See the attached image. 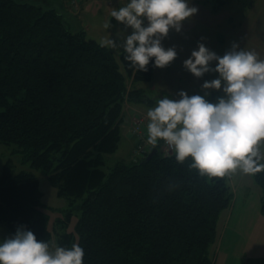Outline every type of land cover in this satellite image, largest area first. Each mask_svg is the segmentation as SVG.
<instances>
[{"label": "trees", "instance_id": "16d2710c", "mask_svg": "<svg viewBox=\"0 0 264 264\" xmlns=\"http://www.w3.org/2000/svg\"><path fill=\"white\" fill-rule=\"evenodd\" d=\"M213 1L214 9L225 3ZM124 55L72 28L55 7L0 0V144L29 163L16 172L10 158L2 164L0 225L50 242L33 172L40 168L80 211L84 264H213L216 220L233 195L229 181L207 182L188 161L164 155L162 141L142 163L132 155L134 136L128 159L104 169L123 138L128 108L155 100L137 86L151 79L154 58L140 71ZM254 177L264 214V171ZM73 244L72 233L58 234V246Z\"/></svg>", "mask_w": 264, "mask_h": 264}, {"label": "clouds", "instance_id": "9594fccd", "mask_svg": "<svg viewBox=\"0 0 264 264\" xmlns=\"http://www.w3.org/2000/svg\"><path fill=\"white\" fill-rule=\"evenodd\" d=\"M197 11L188 0H129L110 15L132 33L122 45L104 38L100 46L122 47L124 59L135 70L147 71L153 58L155 67L164 68L177 52L175 47L165 49L162 40L172 29L179 32L182 22ZM183 65L196 78L209 72L218 73V78L203 83L204 96L180 91L177 100L158 99L147 111V143L155 147L164 141L178 163L188 161V169L209 183L264 171V59L235 43L223 56L198 43ZM208 90H222L224 95L210 101ZM84 256L78 244L55 246L22 228L0 242V264H84Z\"/></svg>", "mask_w": 264, "mask_h": 264}, {"label": "rangeland", "instance_id": "374dc122", "mask_svg": "<svg viewBox=\"0 0 264 264\" xmlns=\"http://www.w3.org/2000/svg\"><path fill=\"white\" fill-rule=\"evenodd\" d=\"M22 1L55 7L66 15L71 11L78 14L83 0L76 10L71 9L69 0ZM224 2L223 6L214 9L213 0H188L189 6L198 9L197 13L182 22L179 32L170 30L168 36L161 42L165 49L175 47L177 57L164 68L154 66L151 79L137 83L138 87L143 88L155 100L133 105L122 128L130 132L129 123L133 117L131 113L135 110V112L141 110L147 113L150 108L156 106L158 99L167 97L177 100L180 98L178 96L180 91L186 92L189 96L205 95L202 89L203 83L218 78V73L209 72L201 78H196L183 65V62L191 56V52L198 50L199 41L219 56H223L235 43L239 49L254 51L260 59H264V0H224ZM78 19H81L82 26L87 22L82 16H78ZM95 19L101 21L102 17ZM108 21L93 25L86 32L87 36L95 38L98 42L104 38H111L117 45H122L125 37L132 33V29L116 20L106 29L104 25ZM146 25L147 20H145ZM115 50H123V48L119 47ZM216 63V61L211 62V67L214 68ZM208 92V95L213 92L219 97L224 95L222 90H208ZM124 134L127 135L123 133L116 153L106 155L107 162L104 166L106 171L117 159H128L131 144L124 138ZM13 150V145L0 144V172L2 164L8 158L11 159L13 172L29 168V163L23 161L21 153ZM33 172L38 180L42 208L47 214V224L52 231L49 243L58 246V234L70 232L74 236V244H77L76 223L79 209L75 204L69 205L68 200L58 194L57 188L42 169L35 168ZM228 181L233 195L230 204L219 212L216 220V237L210 248L213 264H264V214L261 208L263 190L251 175L237 173ZM67 213L70 214L67 216ZM13 235L6 227L0 225V242Z\"/></svg>", "mask_w": 264, "mask_h": 264}, {"label": "crops", "instance_id": "0c3cea01", "mask_svg": "<svg viewBox=\"0 0 264 264\" xmlns=\"http://www.w3.org/2000/svg\"><path fill=\"white\" fill-rule=\"evenodd\" d=\"M127 3H128L127 0H83L80 3V7L78 9L80 10V12L78 14H74V12L71 11L70 13L71 15L69 14V12L66 15L68 17V22L72 28L76 30H85V32H87L89 31V29L92 28L93 25L104 24L105 21H108L109 18L110 20L108 22L112 24V22H114L115 19L111 17L110 15L111 11L113 9H119L122 6H125ZM78 16H82L83 19L87 21L85 22L86 24H84V26H82L81 19H78ZM100 16L102 17L101 21H99L98 19H95V17H100ZM92 39H95V38H92ZM198 43H203V42L199 41ZM197 49H198V44H197ZM113 51H116L115 53L119 54L123 50L113 49ZM131 109L132 108H128V110L126 111V117L128 114L130 115V112L132 111ZM126 117L124 119V123H125ZM123 133L127 134V135L124 134V138L127 141H130V144H131L129 148V151H130V149L132 148L134 144V138L131 135V133L128 132L127 129H125L124 127H123ZM129 151H128V155H129Z\"/></svg>", "mask_w": 264, "mask_h": 264}, {"label": "built area", "instance_id": "2783aa9c", "mask_svg": "<svg viewBox=\"0 0 264 264\" xmlns=\"http://www.w3.org/2000/svg\"><path fill=\"white\" fill-rule=\"evenodd\" d=\"M80 1L82 0H69L71 9L76 10L79 6ZM135 111L132 113L133 117L131 119V122L129 123V131L132 136L136 138V144L132 149V155L135 159H140L144 158L151 150L155 149L156 146L153 147L152 145L147 143V125L149 123L147 113L141 110H138V112ZM162 152L164 155L172 153L164 141H162Z\"/></svg>", "mask_w": 264, "mask_h": 264}, {"label": "water", "instance_id": "95a60500", "mask_svg": "<svg viewBox=\"0 0 264 264\" xmlns=\"http://www.w3.org/2000/svg\"><path fill=\"white\" fill-rule=\"evenodd\" d=\"M156 152H157V149H153V150H151L147 155H146V157L145 158H143V160L141 161L142 163H144V162H147L154 154H156Z\"/></svg>", "mask_w": 264, "mask_h": 264}]
</instances>
